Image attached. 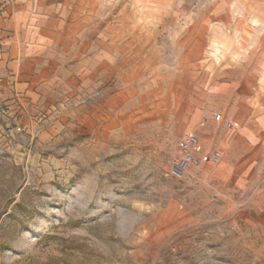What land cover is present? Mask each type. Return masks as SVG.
Listing matches in <instances>:
<instances>
[{
	"label": "rangeland",
	"instance_id": "rangeland-1",
	"mask_svg": "<svg viewBox=\"0 0 264 264\" xmlns=\"http://www.w3.org/2000/svg\"><path fill=\"white\" fill-rule=\"evenodd\" d=\"M51 2L38 52L0 18V264H264V0Z\"/></svg>",
	"mask_w": 264,
	"mask_h": 264
},
{
	"label": "crops",
	"instance_id": "crops-1",
	"mask_svg": "<svg viewBox=\"0 0 264 264\" xmlns=\"http://www.w3.org/2000/svg\"><path fill=\"white\" fill-rule=\"evenodd\" d=\"M5 1V0H3ZM64 4V3H63ZM0 18L6 13H13L14 25L32 26L33 42L37 50L45 48L51 41V29L54 23V11L57 9L51 0H6L1 6ZM3 22L0 21V26ZM1 29V27H0ZM258 129L255 131V141L252 143L254 152H259L260 156L253 162L252 168H234V171L241 172V178L244 181L253 180L258 185L257 203L264 206V115L258 120ZM256 187V184H254Z\"/></svg>",
	"mask_w": 264,
	"mask_h": 264
},
{
	"label": "built area",
	"instance_id": "built-area-1",
	"mask_svg": "<svg viewBox=\"0 0 264 264\" xmlns=\"http://www.w3.org/2000/svg\"><path fill=\"white\" fill-rule=\"evenodd\" d=\"M213 117L218 122H224L225 118L221 112H215ZM228 128L235 124L231 121L225 123ZM179 155L173 162L169 175L176 180H183L191 169L199 168L208 164L218 165L224 158L220 149L207 150L197 134L185 135L180 142Z\"/></svg>",
	"mask_w": 264,
	"mask_h": 264
}]
</instances>
